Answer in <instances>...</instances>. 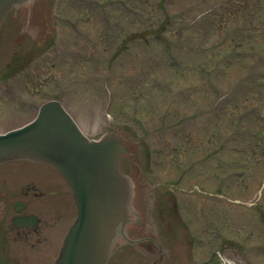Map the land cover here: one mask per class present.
Listing matches in <instances>:
<instances>
[{
  "label": "rangeland",
  "instance_id": "obj_1",
  "mask_svg": "<svg viewBox=\"0 0 264 264\" xmlns=\"http://www.w3.org/2000/svg\"><path fill=\"white\" fill-rule=\"evenodd\" d=\"M55 1L50 16L58 22L56 44L49 50L31 40L29 9L14 10L6 18L0 46V132L29 121L35 115L33 104L57 95L87 135L98 138L120 128L135 160L145 164L142 172L128 162L122 169L136 182L135 205L145 218L136 234L151 235L162 244L153 264H224L223 257L232 264H264V157L242 170L234 165L238 155L219 149V140L225 141L233 127L241 132L236 144L247 145L255 135L242 128L256 121L245 123L243 117L253 116L256 108L264 113V59H234L230 53V30L264 27L259 8H247L252 20L235 14L241 0ZM126 3L133 12L124 8ZM107 10L115 23L102 20ZM43 21L40 12V27ZM144 28L153 37L149 44L142 48L135 34L128 51L113 54L117 40L108 42L107 37L122 38ZM255 30L245 32L260 46L264 34L255 35ZM247 47L246 42L238 47L243 56ZM15 50L21 62L10 69L7 61ZM170 59L180 67L170 65ZM237 118L242 126L234 125ZM261 133L264 149V129ZM220 150L233 169H216L209 158L203 161L207 152L220 157ZM18 167L23 183L21 177L34 169L30 164ZM224 175L220 193L218 181ZM66 207L62 220L67 227L75 215L71 198ZM62 227L54 231L61 233ZM113 240L108 264H146L145 252L151 253L142 244H130L118 233ZM214 252L221 256L212 260ZM42 255L35 252L31 264H38Z\"/></svg>",
  "mask_w": 264,
  "mask_h": 264
},
{
  "label": "water",
  "instance_id": "obj_2",
  "mask_svg": "<svg viewBox=\"0 0 264 264\" xmlns=\"http://www.w3.org/2000/svg\"><path fill=\"white\" fill-rule=\"evenodd\" d=\"M23 1L0 0V22ZM126 150L114 132L89 139L56 100L43 104L32 121L0 133V163L18 158L49 163L71 188L76 218L54 264L105 263L114 236L132 212L130 182L118 170Z\"/></svg>",
  "mask_w": 264,
  "mask_h": 264
},
{
  "label": "flooded vegetation",
  "instance_id": "obj_3",
  "mask_svg": "<svg viewBox=\"0 0 264 264\" xmlns=\"http://www.w3.org/2000/svg\"><path fill=\"white\" fill-rule=\"evenodd\" d=\"M30 5L27 16L29 23L33 24L30 33L35 39L43 36L42 41L46 42L53 35L55 22L47 24L42 31L39 22L37 23V16L40 12L42 16H46L53 8L49 5V0L45 3L41 0H31ZM3 25L6 26V21L0 26V46L4 42ZM48 46L49 50L50 45ZM14 53L8 63L11 68L19 64L20 51L15 50ZM18 164L17 161H12L0 165V264H31L35 252H46L47 258L51 257L50 248L56 252L66 230V224L62 219L66 216V201L70 193L62 176L49 165L30 162L34 170L29 175L21 177L24 179L22 183L18 180L17 171L20 169ZM19 203H23L24 206L16 211ZM29 215L35 216L36 222L19 220L16 224L13 221L16 216ZM61 224H63L61 233H56L54 229ZM142 225L132 223L131 234L142 238L139 242L143 249L151 253L146 264H153L158 258V253L162 252V244L158 238L151 235L136 234Z\"/></svg>",
  "mask_w": 264,
  "mask_h": 264
},
{
  "label": "trees",
  "instance_id": "obj_4",
  "mask_svg": "<svg viewBox=\"0 0 264 264\" xmlns=\"http://www.w3.org/2000/svg\"><path fill=\"white\" fill-rule=\"evenodd\" d=\"M241 2H242V4H240L239 10H237L235 12V14H237L240 18H243L245 15H247V16L251 17L250 19L254 20L252 18V17H254L252 12L251 11L249 12L246 10L250 5H256L259 8L258 10L260 11V13H258L259 18L262 17V20H264V0H241ZM252 20L250 22H252ZM255 29L257 30V26L251 28V25H247L245 28L236 27V28L230 30L234 33L233 37H232L233 42H232L231 50H230V53L234 54V59L238 58V57H244V59H247V58H249V55H252L254 57V59H256V60H261V58L264 59V52H263L264 51V49H263L264 43H262V44H260V46H258L257 45L258 43L254 42L252 40L251 33L245 32V30L246 31H249V30L254 31ZM263 29H264V27L259 28L257 31L255 30V35H256V32H258L259 33L258 35H260V36L263 35L264 33L260 32ZM238 30H240V32H241L240 35H238V33H239ZM152 31H156V28H152L151 32ZM232 32H229L228 35H232ZM244 42L248 43V47H247L248 51L243 56L242 54H243L244 50L239 51L238 47H240ZM202 62H203V64L205 63L203 60H201L200 61L201 66L203 65ZM261 78H263V77H261ZM243 81H245V83H246L249 80L244 79ZM258 109L256 108L255 111H251L253 113V116H251V114L249 113L248 116L243 117L245 123L247 122V120L249 121L251 118L253 121H256V124L254 126L251 124V127H248V128L243 127L242 128V130H244V129L248 130L255 135V137L253 139H251L250 141H247L248 142L247 145L238 146L236 144L240 140V137L238 136V134H240L241 132L237 131L234 127L232 128L230 133L227 134V136L225 138V142H223V144H224L223 148L224 149H226L227 151L233 152L234 154L239 156L238 158H236V160H235L236 162L234 165L236 167L241 166L242 170H244V168L246 167V164L248 162H249V165H251L252 163L255 164L257 162L258 157H264V149L262 147H260V141H259V139L260 140L262 139L260 136H263L261 131L264 129V124H260V123H264V117L260 114V111ZM245 119H247V120H245ZM257 124L260 125L259 128H257ZM234 125L235 126H242L241 118H237ZM220 140L222 141L224 139L222 138ZM229 142H231V143H229ZM258 147H260V148H258ZM261 148H262V150H261ZM258 149H260V150H258ZM240 157H245L246 159L244 160ZM226 166L228 168H230V166H231L230 162L226 163Z\"/></svg>",
  "mask_w": 264,
  "mask_h": 264
}]
</instances>
